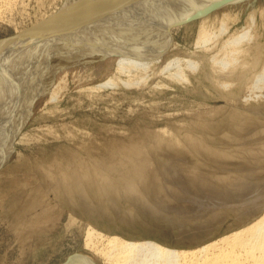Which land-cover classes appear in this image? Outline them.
Masks as SVG:
<instances>
[{"label": "rangeland", "instance_id": "1", "mask_svg": "<svg viewBox=\"0 0 264 264\" xmlns=\"http://www.w3.org/2000/svg\"><path fill=\"white\" fill-rule=\"evenodd\" d=\"M75 2L13 0L10 6H2L7 9H0V19L5 17L0 20L1 48L43 36L47 31L44 29L51 28L61 15L78 16L82 9H65ZM214 2L198 1L196 11L182 12L179 21L169 22V45L163 48L160 60L165 64L169 59H183L178 79L170 76L178 67L162 72V61L153 64L145 74L118 71L116 55L92 54L91 44L85 47L77 41L76 46L73 41L65 43L78 47L73 53L70 46L60 47L66 53L63 59L52 57L46 62H60L50 76L45 75V69L41 70L43 76L36 72L37 77L43 78L45 88L29 99L30 115L16 132L12 151L0 166V264H64L73 255H85L96 264H107L99 250L97 253L85 245L89 227L126 241L153 240L173 249L193 250L258 217L259 211L250 209L257 204L264 207V194L246 202L199 207L190 196L178 199L176 184L162 172L164 164L170 162L192 168L199 164L207 181L219 185L217 179L221 175L244 172L239 169L245 156L240 158V152L247 154L248 148L264 142V90L261 97L253 92V81L264 64V0H250L239 8L237 19L234 12L232 21L224 25L216 18ZM250 18H254L255 25L250 26ZM89 20L83 17L78 27ZM203 22L210 31L225 32L205 45L195 44ZM43 23L49 24L33 29ZM244 29L250 30L249 35L236 50L227 48L226 52L221 48ZM24 32L28 35L25 40L21 37ZM105 45L104 50L110 48V44ZM167 46L172 49L167 51ZM65 50H70L69 55ZM188 61L198 65L191 68ZM110 77L114 84L99 87ZM243 119H250V123L239 133ZM259 126L261 131L257 132ZM194 145H200L204 151H198ZM126 149L137 150L150 159L167 193L160 192V197L172 208H186V216L175 210L167 217L145 214L133 199L118 192L111 206L110 199L99 193L95 182L86 186L83 199L76 186L59 184L58 163L75 168L80 162L91 163L92 157L101 159L110 152ZM248 171L253 174L249 183L264 188V166L253 164L245 172ZM211 210L222 212L218 221L211 222ZM127 212L132 217L128 221L124 220ZM197 215L199 218L195 219ZM202 218L211 222L210 228L199 230L198 236L179 233L181 225L205 222Z\"/></svg>", "mask_w": 264, "mask_h": 264}, {"label": "bare ground", "instance_id": "2", "mask_svg": "<svg viewBox=\"0 0 264 264\" xmlns=\"http://www.w3.org/2000/svg\"><path fill=\"white\" fill-rule=\"evenodd\" d=\"M12 1L13 0H0V9H2L1 7H4V5H6V7L9 4L11 5ZM198 1L201 0H76L73 5H68L65 9H82V12L80 11L77 13L78 16L61 15L58 21H55L56 23L51 21L54 23H51L53 25L51 28H42L47 30L46 33L45 31L43 32V36H37L38 38L25 41L26 43L7 44L5 48H1L0 46V166L6 162L12 151V143L14 144L13 141L16 132L22 127L27 116L29 117L30 115V109L28 108V105L30 104L29 99L41 94L45 88L43 78H39V76L37 77L38 74L36 72L41 73V70L45 69V75L47 73V75L50 76L53 71H56V69L59 68L57 65L60 62L57 65H51L52 63L46 62L50 61L52 57H54V59H59V61L60 59H63L65 56H63V53L65 52L63 51L62 53L60 47L67 49L66 46H70V44L66 45L69 41H73L72 43H74V45V41H77L78 44L80 43L84 46L91 44V47L89 48L91 53L98 54L101 52V54L110 55L113 53L116 55L118 71L121 70L122 72L126 71L129 73L134 70L136 72H144L141 74H145L153 64L162 61L160 60L161 55H163L162 53H164L162 50L165 48L168 43L167 41L169 40V22L176 20L179 21L182 12L189 14L192 11H196L197 8L195 7V3ZM207 1L208 0H204V2ZM214 1V13L216 14V18L220 19L221 23L224 25V23L232 21L230 19L233 18L231 15L234 12L236 14L235 19H237V14L240 12L239 8L246 6L250 0ZM3 9L1 11H3ZM87 10L91 13H88ZM83 17H89L90 22L78 27V21H81ZM3 18L5 19V17H1V19ZM235 19H233V21ZM250 23V26H253L254 18H250ZM205 24V22L201 23L200 34L198 35L199 39L195 44L205 45L217 38L218 34L220 35L225 32V29H218L220 30L219 33L210 31ZM64 26L66 27L63 28ZM249 31V29H244L242 33L234 35L229 41L225 42L221 48L224 50L226 49V52L227 48L236 50V46L244 42L246 36L249 35ZM26 36L28 35H25V37ZM107 43L110 44V48L104 50L103 47H107V45H105ZM75 46L74 48H71V53H73L75 48H78ZM168 47L169 46H167V48ZM166 49H164V51ZM169 49H172L171 46L167 51ZM66 52H68L69 55L70 50ZM224 52L225 51H223V53ZM91 53L88 52L87 54L90 55ZM236 53L237 51H235V55ZM233 59H236L237 61V58ZM182 60L176 58L170 61L169 59V62L167 61L168 63L166 62L165 64L162 61L163 66L161 71L167 72L172 66H177L178 68L176 72H169L170 76L177 78L180 76L179 71L181 70L180 63ZM39 61L42 63L39 64ZM188 62V65L191 68L198 65L192 61ZM237 62L235 64H237ZM38 65L40 66L39 69ZM33 74L35 75L33 76ZM42 74L43 73L40 75L43 76ZM255 77L256 79L253 81L255 86L253 89L255 88V90H253V92L256 93L257 97H261V93L264 90V64L260 74H257ZM120 82L125 83L123 80H120ZM114 83L115 80L110 77L107 81L101 83L99 87ZM249 121L244 120L239 124V133L244 131L245 125L247 127V124L250 123ZM255 125L256 122L253 128ZM259 131H261L260 126L257 128V132ZM199 147L200 145H194L193 148L203 152L204 149L201 150L202 148L200 149ZM242 155L245 156L242 157ZM117 156H119L117 160L113 159ZM241 157L243 166L240 165L239 169L244 172L239 175H233V173H228V175L226 173L224 176L221 175V177H218L217 179L219 185H213L211 184V181H207L208 178L204 171L199 169V164L197 165L198 168H192L188 167L189 165L183 166L170 162L169 164H164L162 172L166 174V177L170 179V181L176 184L175 193L178 194V199L179 196L182 199L190 196L196 201V203H198L197 205L199 207L209 205L216 208L217 205L222 206V204L250 201L264 194V188L249 183L248 178L253 174L249 171L245 172L246 169L253 164L261 167L264 166V142H258L255 147L248 148L247 154L246 152L245 154L240 152V158ZM58 164L57 170L59 175L57 178L59 184L64 187L76 186L82 199L84 197L83 194L85 195V198L87 195L86 193H83L84 190H86V186L91 182H95L94 184H98L100 188L99 193H103L106 198L110 199V202L112 203L111 206L115 204L113 201L114 194H117L118 192L119 195L122 194L125 198L129 197L133 199L138 205L140 211L145 214L167 217L171 210H175L180 216L186 214V208L173 207V209L160 197L162 195L160 192L165 189L160 185L156 176L158 174L155 175L154 164L150 159L143 155V153L137 150H115L114 152H110L107 157L101 159L98 157H92L91 163L89 164L80 162L75 168L68 166L61 167V164ZM205 169L207 168L205 167ZM51 176L52 175L50 174L49 177L52 178ZM55 178L56 177L54 176V180ZM165 193L166 192L163 194ZM89 206L91 205L89 204ZM250 210L254 212L259 211L258 217L252 222L221 238H217L218 240L216 241H211L193 250H177L161 245L153 240L126 241L121 237L106 235L90 227L86 233L85 245L88 248L96 250V252L99 250L98 252L104 256L107 264H264V207L261 206V204H257L251 207ZM200 211L204 212L203 209H200ZM211 212V222L220 218L222 213L212 210ZM127 213L128 215L124 216V220L126 221H128L129 218H132L130 217L129 212ZM198 215L195 219L199 218ZM204 221L205 222L201 223L198 220L192 226L182 227L181 225V227H179V233H181V235L192 234L191 236L193 237L198 236L199 230H207L210 228L211 222H209V220L206 222L205 219ZM64 264L96 263L85 255H73Z\"/></svg>", "mask_w": 264, "mask_h": 264}, {"label": "water", "instance_id": "3", "mask_svg": "<svg viewBox=\"0 0 264 264\" xmlns=\"http://www.w3.org/2000/svg\"><path fill=\"white\" fill-rule=\"evenodd\" d=\"M49 23H43V24H40L39 26H37V27H35V28H40V27H44V26H46V25H48ZM35 28H33V29H35ZM31 31H32V29H30ZM30 30H28V31H30ZM27 31V32H28ZM27 33L26 32H24V33H22V35H21V37H22V39H24L25 40V35H26Z\"/></svg>", "mask_w": 264, "mask_h": 264}]
</instances>
